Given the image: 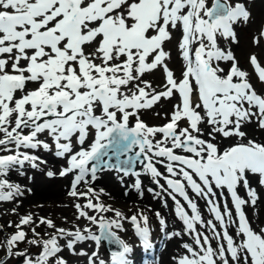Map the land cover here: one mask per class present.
Wrapping results in <instances>:
<instances>
[{
  "label": "snow or ice",
  "instance_id": "1",
  "mask_svg": "<svg viewBox=\"0 0 264 264\" xmlns=\"http://www.w3.org/2000/svg\"><path fill=\"white\" fill-rule=\"evenodd\" d=\"M249 16L243 4L229 0H0V152L8 153L0 155V177L25 162L38 167L39 158L21 149L50 150V144L39 139L41 134L51 138L55 155L66 160L59 175H73L68 193L73 197L92 194L98 200L91 187L79 192L78 185L94 182L104 170L136 176L134 186L139 189L141 173L134 170L139 163L174 201L184 232L193 238L195 247L184 244L188 254L178 264H264V227L254 229L244 211L258 200L251 177H258L264 187V144L244 142L246 133L241 131L254 121L264 129V94L253 88L233 52L218 44L219 38L237 43L233 25ZM176 33L183 61L179 78L168 66L172 57L164 47ZM221 62H231L227 71ZM249 63L264 82V67L255 55ZM156 70H162L161 90L143 78ZM162 99L177 101L165 116L167 122L147 125L139 113ZM201 125L210 128V139L202 138ZM217 135L240 140L222 149L213 142ZM240 188L246 198L239 195ZM214 189L220 199L227 191L235 219L226 199L221 209ZM189 190L206 202L213 219L202 218ZM21 194L18 185L0 178V201ZM74 206L76 218L98 223L100 234L88 228H57L52 220L41 218V224L55 231L48 239L28 241L42 250L24 264H67L59 255L61 239L73 255L86 257L87 264L106 262L97 251L89 255L74 246L86 240L99 246L102 239L109 240L120 249L112 253L110 264H128L132 249L112 231L122 230V213L115 211L119 219L98 221L84 209L113 210L91 198ZM156 216L165 225L160 213ZM130 220L143 246L150 248L147 217L140 216L142 225L136 215ZM32 222L31 215L22 216L17 231L0 241L8 256L26 239L22 226Z\"/></svg>",
  "mask_w": 264,
  "mask_h": 264
},
{
  "label": "bare ground",
  "instance_id": "2",
  "mask_svg": "<svg viewBox=\"0 0 264 264\" xmlns=\"http://www.w3.org/2000/svg\"><path fill=\"white\" fill-rule=\"evenodd\" d=\"M230 3L240 2L243 4L245 9L250 13L247 21H239L233 25V31L237 39V43L225 40L223 38L218 39V44L225 50H231L238 61L239 67L249 73V82L253 85V88L258 94H264V82L259 81L254 68L249 63V57L255 55L261 67H264V40L260 37L262 30H264V0H229ZM251 29L256 30L252 33ZM244 30V32H243ZM179 33L174 34V38L171 42H166L164 47L166 51L171 53L172 59L168 62L169 68L174 72L176 77L181 76L183 61L178 55L177 50V38ZM231 62H221V66L225 68V71L230 67ZM145 80L151 81L153 87L157 90H161L160 86L163 83L162 70H156L152 73H147L143 77ZM175 100H161L157 105L149 110H142L139 113L140 119L149 126H160L167 122L165 119L166 114H170L172 111V105L176 103ZM135 122V118H132V123ZM181 126H185L181 124ZM204 135L202 138L210 139L208 131L210 128L207 125H201ZM241 131L246 133L247 139H252L257 143L264 144V129H260L254 122L247 124L241 128ZM28 130L25 129L24 133L27 134ZM2 135V134H0ZM159 138V137H158ZM40 140H43L50 144V150H45L43 147L37 149H21V151L28 153L29 155L37 156L39 159L36 161L38 167L33 168L29 162H25L23 167L16 166L12 168L6 177H0L7 179L9 183L18 185L21 189V195L15 196L9 201H0V219L4 222L5 218H11L12 221L19 223L22 216H26L31 213L45 214L54 213L60 211L59 216L61 221L57 222V228H64L66 230L75 231L76 228L81 230L88 228L93 234L97 230V224L93 225L90 221L80 218L77 219V209L75 204L79 203L81 206L87 203V200L91 198L93 203H102L105 207L111 208L113 211L108 212H96L91 209H84L87 211L89 216H96L99 221L101 217L107 220L119 219L115 217V211H120L125 219L120 220L123 225L122 230L116 229V234L120 239L124 240L132 249L127 254L128 264H130L131 256L136 250L144 249L143 244L136 240L135 225L131 222L130 217L136 215L138 223L141 225L143 221L140 220V216L147 217V226L151 227V230H159V234L154 243L159 242L158 252L154 254L151 264H178V259L183 255H187L186 249L183 247L184 244H189L195 247L193 238L191 235L184 232L183 222L176 216L175 203L163 192L159 185L154 182V179L149 174H144L141 165H136L134 170L140 172L139 180L141 186L137 189L135 181L136 176L128 175L124 176L122 172L115 170H104L97 173L98 178L90 184L81 183L78 185L79 192H87L88 188L91 187L95 193L98 194V200L89 194L84 197H73L68 193L71 190V181L74 178L72 174L61 177L59 175L60 170L66 166V160L62 157L55 155V146L51 141V138L47 137L46 134L39 136ZM239 137L222 138L217 135L216 142L223 149L227 146L239 142ZM13 147V146H10ZM8 154L0 152V155ZM43 161V163H41ZM157 168L164 174L167 175L164 168L161 165H157ZM53 172V176L49 177L47 173ZM121 177L123 179H121ZM251 186L256 189L258 200L255 206L247 205L244 208L245 214L254 229L264 227V187L258 183V177H251ZM160 185H164L163 179H160ZM166 187V185H165ZM101 189L103 190L101 192ZM152 189L153 191H149ZM217 196L223 209L225 199L227 200L229 207L233 211V219H235V210L231 205V198L225 190V199L219 198V190ZM159 193V195H156ZM239 195L246 198V192L243 188L239 189ZM189 196L194 197V194L189 190ZM184 204L182 198L177 197ZM198 209L201 213L202 218L207 221L213 219L211 214L207 210L206 202L203 199L195 198ZM25 206L24 210L23 207ZM186 207V205H185ZM186 210H188L186 208ZM190 212V210H188ZM160 213V218H163L165 225H160L156 213ZM18 215V217H17ZM215 223V221H214ZM198 231H204L206 235L211 236V232L207 229L201 228L199 225L196 226ZM51 229H47V234L51 235ZM219 230V226H218ZM179 232L181 235L169 238L171 234ZM230 234H234V226L229 228ZM48 238V237H47ZM139 238V237H138ZM235 238V236H234ZM160 240V241H159ZM213 247L216 246V241H212ZM64 245L62 246V252L60 255L67 261V264H87V258L83 256L73 255L66 247V240L63 239ZM153 244V243H152ZM103 242L100 241L98 256L99 259L105 260L106 264H110L111 256L110 253H104L102 250ZM77 252L84 250L89 255L95 251L96 243L91 240H86L77 243L75 246ZM153 249L149 250V253ZM98 264V261H97Z\"/></svg>",
  "mask_w": 264,
  "mask_h": 264
},
{
  "label": "rangeland",
  "instance_id": "3",
  "mask_svg": "<svg viewBox=\"0 0 264 264\" xmlns=\"http://www.w3.org/2000/svg\"><path fill=\"white\" fill-rule=\"evenodd\" d=\"M251 31H252L251 35H252V33L256 32V30H253V29H251ZM243 32H244V30H243ZM260 37L264 40V36L260 35ZM112 163H115V161L113 160ZM136 165H140V164L137 163L134 165V167H136ZM24 208H25V206L23 207V210H24ZM59 214H60V211H58V210L55 211L54 213H46V215L40 214V213H34L31 210V213H29L27 215L32 216L33 222L30 223L29 225L22 226L24 232L26 233V239L24 241L18 243L17 247L13 250L14 254L11 256H8L6 254L5 249L3 247H0V261H3L4 264H24L25 259H31L34 261L42 249H41V247H39L37 245L30 244L28 241L33 240V239H37V240L48 239L50 236L47 234L48 227L46 224H41L40 219L41 218L50 219L54 222V224L57 227V222L61 221V217L59 216ZM17 217H18V215H17ZM12 218H13V215H11V218H5L4 222H1V219H0V226H2V228H0V241L5 240L11 234H13L17 231L15 225L18 223L12 221ZM158 222H159V219H158ZM9 224H11L12 226L10 227ZM157 226L160 227L161 225L157 224ZM33 228H35V232L39 234L38 236L33 234V231H32ZM98 228H99V224L97 223V230H98ZM148 228H149V230H151V227H148ZM112 230L114 232H116L114 230V228ZM50 231H51V234H53L55 230L51 229ZM95 232H94V234H96ZM156 232H157V234H159V230L156 229ZM151 233H153V231H151ZM137 241H138V239H137ZM59 244L64 245L63 239L59 240ZM98 248L99 247L96 245L95 251H98L99 250ZM103 251H104V253L107 252V250L104 248V246H103ZM15 253H23V255H16Z\"/></svg>",
  "mask_w": 264,
  "mask_h": 264
},
{
  "label": "water",
  "instance_id": "4",
  "mask_svg": "<svg viewBox=\"0 0 264 264\" xmlns=\"http://www.w3.org/2000/svg\"><path fill=\"white\" fill-rule=\"evenodd\" d=\"M99 234H100V229L97 232V235ZM102 240H105V239H102ZM105 243H106V248H108L109 250L115 251L117 249L113 243L109 242V240H105Z\"/></svg>",
  "mask_w": 264,
  "mask_h": 264
}]
</instances>
